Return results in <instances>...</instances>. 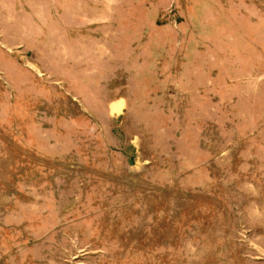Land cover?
<instances>
[{"label": "rangeland", "instance_id": "obj_1", "mask_svg": "<svg viewBox=\"0 0 264 264\" xmlns=\"http://www.w3.org/2000/svg\"><path fill=\"white\" fill-rule=\"evenodd\" d=\"M0 264H264V0H0Z\"/></svg>", "mask_w": 264, "mask_h": 264}]
</instances>
